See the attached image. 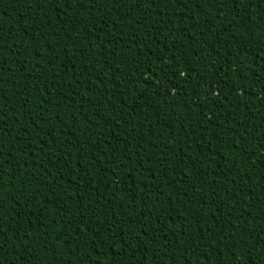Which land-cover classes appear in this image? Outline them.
<instances>
[{
  "label": "trees",
  "instance_id": "16d2710c",
  "mask_svg": "<svg viewBox=\"0 0 264 264\" xmlns=\"http://www.w3.org/2000/svg\"><path fill=\"white\" fill-rule=\"evenodd\" d=\"M143 12L132 0H98L91 15L0 0V96L19 121L0 125V264H264V0H166ZM162 49L180 63L182 101L162 104L167 82H143Z\"/></svg>",
  "mask_w": 264,
  "mask_h": 264
},
{
  "label": "snow or ice",
  "instance_id": "6c2138e0",
  "mask_svg": "<svg viewBox=\"0 0 264 264\" xmlns=\"http://www.w3.org/2000/svg\"><path fill=\"white\" fill-rule=\"evenodd\" d=\"M35 2L37 4L43 5L44 7H48L51 6L52 9H55L57 6L60 7H64L66 10L70 7H75V8H83L89 15H91V12L93 11L95 4L98 2V0H35ZM107 2L109 4L112 3H116L119 4V6L121 8L126 9L127 8V3L128 0H107ZM160 2V3H165L166 0H132L133 3V7L139 8L141 9V15H146V13L143 12V9L145 7V5H147L148 7H152L154 8L156 3ZM178 3H180L181 5L184 3V0H177ZM205 3H209L212 2V0H204ZM220 3H223L224 0H219ZM228 2L230 3H237V0H228ZM197 7H199V3L196 4ZM37 16L40 15V12L36 13ZM118 15V14H117ZM125 15H127V12H125ZM45 17H46V13H45ZM121 19H123L124 17H120ZM218 19V17H217ZM84 21L81 20L80 23H83ZM50 21L44 19L42 20L41 24L37 26V37L36 39L40 38V32L39 29L41 27H44L46 24L50 25ZM69 39H71V37H68ZM89 40L92 39L91 36L88 37ZM63 41H61L62 43ZM35 43L36 40L34 39L32 41V47L35 49ZM41 47H44V45H41ZM5 50V44L3 41V35L0 34V55H2V53ZM165 50L162 49L161 50V56L159 58H153V59H149L146 62V67H145V71L148 72V77L143 81L146 85H148L149 87H151L150 81L152 79H156V80H162V81H166V85L163 88H160V92L162 93V99H161V103H166L167 101L171 100L173 103L178 102V101H182L185 97L188 96V92L184 91L183 95H181V92L183 91L178 83V79L177 77L180 75L179 69H180V63L176 61V57L175 56H165L163 55V52ZM201 51H203V49H201ZM37 53H39V55H37ZM35 54L37 57L40 56V50L39 49H35ZM245 55H247L248 53L245 52ZM13 55L14 56H19L20 55V51L17 49L15 51H13ZM81 55L87 59V57L89 56V52L87 49H85L84 51L81 52ZM147 55V54H145ZM211 55V53H208L205 56V59H208V57ZM217 56H219V53H217ZM215 60V57L213 58ZM6 63V61H4ZM153 64H155V70H153ZM36 67H38V65H36ZM9 71L11 69H8ZM135 71V64H133L129 70L126 72L124 78L128 79V77H130L132 75V72ZM219 71V69H218ZM107 72V79L108 80H116L117 79V73L115 70H113L112 68H108L106 69ZM138 75H143V73H137ZM100 73H97V77H99ZM193 72L188 69L185 70L183 73V78L185 80V82H188L190 80L193 79ZM195 77L197 79H202V74L197 73L195 74ZM33 79H36V77H33ZM223 78H221L222 81ZM221 81H217L216 84H213L211 81H204L203 84L201 85V87H203L204 89H206L207 91H216L217 90V84H220ZM100 83H103V81H99ZM159 87V86H158ZM232 91H236V88H233ZM19 95V94H17ZM74 95L73 93H68L67 95L63 96V99L65 101L68 100V97ZM92 95H96V93H92ZM205 95H207V92L205 93ZM48 96L51 97L52 93L49 92ZM195 96L197 97V99H202V97L200 96L199 92H195ZM191 98V97H189ZM7 98L0 96V125H3L5 121L7 120H12L15 123H19L18 120H16L15 117V113L12 112L10 109L7 108L6 103L4 102ZM224 100L228 99V96L225 95L223 97ZM90 102V101H89ZM43 103V101H42ZM66 107H68L69 109L71 108V104H66ZM193 108L195 110H191V115L189 116V119H191V116H197L198 115V109H199V104H194ZM219 110V109H218ZM46 111V109H45ZM25 119H29L32 117V113L30 111H27V115H25L24 113L21 114ZM97 115H99V113H97ZM58 119V117H57ZM205 121H208V117L205 116L204 117ZM34 123V121H33ZM261 126H264V122H262ZM24 126L21 125V128H23ZM63 127H66V125H62V126H58L57 128L53 129H49V134L52 135L53 139L51 141H49L50 143H55V134L57 132H60L62 130ZM116 128H119L120 125L117 123L115 125ZM132 131H135V129L133 128ZM8 134L5 132V129L0 126V140L3 139V137ZM99 134V133H97ZM40 133L37 130L36 131V137H39ZM175 135V134H174ZM36 137H29L28 140L24 141L22 140L20 142V148L24 149L26 146L28 148L31 147V143L33 139H36ZM39 142V141H37ZM262 143H264V141H262ZM77 144H79V141H77ZM59 147V145H57V148ZM89 147L91 148L92 146L89 145ZM156 147H159V145H157ZM43 150V149H41ZM79 150V149H78ZM183 151V150H182ZM54 154V153H53ZM87 154V153H85ZM4 153L2 151H0V156H3ZM65 156H67L69 159H72L71 157V150L68 153L64 154ZM81 159H83V156L80 157ZM115 158V157H113ZM172 157L169 156L168 159H171ZM4 159L6 160L7 157L5 156ZM259 159V158H258ZM73 164H76L77 161L76 160H72ZM121 167H123V165L121 164ZM184 167L187 168L189 167V163H184ZM3 170V161H0V171ZM172 169H164L162 171H171ZM144 171L148 172V169L145 168ZM113 175H115V173H113ZM148 177H145V179H147ZM227 179V177H225V180ZM162 185L157 187V191H160V195L161 198L164 199L165 203H167V201L170 199V197L168 195H166L163 191H162ZM193 188V192L195 191V181L193 182L192 185ZM85 191H87V188H85ZM229 200H232L233 203H235L234 198L229 195L228 196ZM90 205L88 203H82V207L87 208ZM164 218H160V220H158L157 222L159 223H163ZM10 226V225H9ZM5 225L3 223H0V241L3 240H7L8 237L6 236V234L4 233L3 229H4ZM87 227V225H86ZM112 227L111 224L108 225V227L105 229V231L109 230ZM140 227V226H138ZM132 239H139V237L141 235H144L145 237L148 236L147 232H141V231H136L130 234ZM26 238V237H25ZM109 239H111V236L108 237ZM201 239H203V237H201ZM153 242L154 238H153ZM260 243L264 244V240L260 241ZM11 247V245H10ZM162 247H170V244L166 241L165 245H163ZM194 247H199V244L196 245H189V248H194ZM179 250V249H177ZM145 251H147V248H145ZM3 252V248L0 247V253Z\"/></svg>",
  "mask_w": 264,
  "mask_h": 264
}]
</instances>
